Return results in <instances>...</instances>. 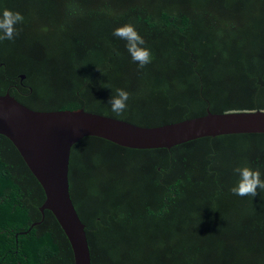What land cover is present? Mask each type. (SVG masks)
Masks as SVG:
<instances>
[{
    "label": "trees",
    "instance_id": "obj_1",
    "mask_svg": "<svg viewBox=\"0 0 264 264\" xmlns=\"http://www.w3.org/2000/svg\"><path fill=\"white\" fill-rule=\"evenodd\" d=\"M5 8L24 22L0 41V96L31 110L83 109L139 127L264 111V0H0ZM126 24L151 52L143 68L112 34ZM116 89L129 93L119 116L108 103ZM244 166L264 180V134L170 150L83 138L68 180L91 264H264V190L230 191ZM44 199L0 136V264H74L52 214L41 221Z\"/></svg>",
    "mask_w": 264,
    "mask_h": 264
},
{
    "label": "water",
    "instance_id": "obj_2",
    "mask_svg": "<svg viewBox=\"0 0 264 264\" xmlns=\"http://www.w3.org/2000/svg\"><path fill=\"white\" fill-rule=\"evenodd\" d=\"M241 134H264V111L213 114L207 110L201 117L139 127L83 109L34 111L8 92L0 96V136L12 143L42 188L45 199L39 208L41 221L45 211L52 214L70 245L74 264H91V256L85 226L69 195L73 145L95 137L131 150H170L202 138Z\"/></svg>",
    "mask_w": 264,
    "mask_h": 264
},
{
    "label": "clouds",
    "instance_id": "obj_3",
    "mask_svg": "<svg viewBox=\"0 0 264 264\" xmlns=\"http://www.w3.org/2000/svg\"><path fill=\"white\" fill-rule=\"evenodd\" d=\"M24 22V16L18 11L3 9L0 11V41L13 40L18 35L16 26ZM113 36L126 41L125 47L132 60L140 68L145 67L151 62V52L142 47L145 44L144 39L136 31L133 25L126 24L114 29ZM129 93L123 89H116V94L112 95L108 103L111 105V111L117 116L121 115L127 108ZM233 172L238 179L236 184L230 189L234 195L251 196L257 195V190H264V180L260 178V172L250 167H236Z\"/></svg>",
    "mask_w": 264,
    "mask_h": 264
}]
</instances>
